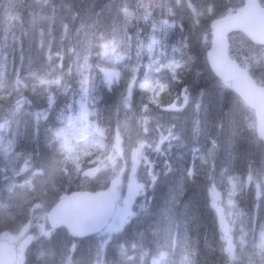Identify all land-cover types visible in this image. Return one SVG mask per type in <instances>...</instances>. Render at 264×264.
<instances>
[{"label": "rangeland", "instance_id": "374dc122", "mask_svg": "<svg viewBox=\"0 0 264 264\" xmlns=\"http://www.w3.org/2000/svg\"><path fill=\"white\" fill-rule=\"evenodd\" d=\"M26 1L41 6L37 4L41 0ZM168 1L178 21L198 27L206 42L202 19L208 13L214 17L221 12L210 9L207 0ZM95 2H75L79 21L71 30L72 37L67 38L64 31L66 37L61 38L71 46H62L50 58L57 57L54 66L40 57L44 51L49 60L43 42L47 32L31 15L26 32L21 20L11 33L10 41L24 50L14 74L3 81L5 71L0 69V236L17 243L18 264L25 258L27 264H55L60 259L69 261L73 255L83 258L78 254L85 257L89 250L99 264L113 260L120 264H196V252L187 237L188 220L194 218L185 209L176 213V195L168 197L171 205L164 208L167 212L172 208L168 217L159 215L152 223L157 238L150 245L136 244L128 233L129 242L118 241V234L150 209V199L145 196L158 179L176 176L181 183L184 176L204 171L211 183L208 195L215 228L207 242L210 254L222 251L232 264H264V152L258 150L260 144L250 131H241L242 112L235 104L227 106V99L219 96L224 86L213 83L195 93L181 87V72L196 68L193 50L183 53V58L176 45L165 46L152 57V49L159 46L153 43L154 36L145 39L144 55L134 51L139 41L131 42L125 30L124 36L96 34L91 20ZM15 4L8 0L7 10L0 13L4 41L12 29L14 14L10 10ZM3 6L5 0H0V10ZM73 14L69 18L74 19ZM245 45L235 44L233 56L244 65L258 64L264 70V47ZM67 54L70 57L65 62ZM2 55L0 46V60ZM33 57L39 66L34 65ZM46 64L49 66L43 68ZM61 72L73 79L80 97L92 93L90 78L107 88L115 81L120 85L116 124L107 141L96 138L72 116L58 119L52 128L53 97L64 86L57 75ZM86 103L82 98L81 117L86 114ZM171 104L175 110L168 109ZM222 117L226 123L220 124ZM251 145L255 155H250ZM134 179L145 183L135 204L138 209L122 203L125 187ZM110 186L119 202L103 233L74 241L64 231H50L44 212L48 203L71 189ZM70 243L77 245L74 254L67 251ZM100 244L102 250H98ZM108 248L116 249L108 253Z\"/></svg>", "mask_w": 264, "mask_h": 264}, {"label": "water", "instance_id": "95a60500", "mask_svg": "<svg viewBox=\"0 0 264 264\" xmlns=\"http://www.w3.org/2000/svg\"><path fill=\"white\" fill-rule=\"evenodd\" d=\"M264 10L258 8L256 0L233 17L212 22V48L207 52L213 71L224 81H232V88L255 109L258 118L257 133L264 141V88H260L231 61L225 34L232 29L245 31L256 42L264 43L261 33ZM141 184L131 183L127 189L128 202L136 197ZM108 191L72 192L60 200L48 213L51 226L65 225L72 234H88L105 226L113 211V200ZM14 252L11 247L0 243V264H13Z\"/></svg>", "mask_w": 264, "mask_h": 264}, {"label": "trees", "instance_id": "16d2710c", "mask_svg": "<svg viewBox=\"0 0 264 264\" xmlns=\"http://www.w3.org/2000/svg\"><path fill=\"white\" fill-rule=\"evenodd\" d=\"M34 1V0H33ZM75 2L77 0H46L38 1L37 4H41L40 11H37L39 18L41 19L40 26L44 28L46 33V38L43 40L47 49L58 53L62 46L70 47L71 43L69 40L64 42L61 40L62 37H66L64 31L67 32L70 37L71 30L74 28V25L77 20L78 7ZM47 3V4H46ZM35 5V4H34ZM116 5L107 1L97 0L96 9L93 13V20H95V26L98 29H105L108 27L115 26L121 23V16L116 12ZM1 11V10H0ZM74 13L73 24H69V15ZM26 14L22 12L21 16ZM22 18V17H20ZM23 21H26V18H22ZM70 20V19H69ZM71 21V20H70ZM1 23V18H0ZM16 24V23H15ZM16 29V27L14 28ZM25 30V29H23ZM51 36L50 38H47ZM189 50H193V54L197 57V62L200 67L204 65V57L202 54H199V47L201 43H185L184 44ZM67 59L70 57V54L66 55ZM197 68L187 72V81L190 86V90H198V88L203 87L207 81L209 75L208 71L203 73H197ZM104 87H98L95 91L99 95V119L97 124L102 126L103 133L105 136L109 135L112 131V127L115 123V108L116 100L118 98V90L115 87H112L111 91H107ZM67 94H64L57 98L55 104V111L59 114H62L67 109L73 107V99L71 94V89L67 90ZM252 152L250 155H253L255 152L254 148L251 146ZM254 156H251V161H253ZM209 179L204 173L192 177H186L183 182L180 184L177 179L168 180L166 177H162L156 181L153 188L149 192L151 194V199H168L169 195H176L177 199H209L208 197V187ZM192 205L193 211L199 213V220L195 223V227L198 225L201 227V233L197 235L196 242L200 250V263L201 264H220L221 260L218 259V256L215 254H210L208 250L204 247L205 234L207 232V227L209 225V219L203 215L201 212H198L196 206ZM140 227V230L146 229L145 225H137ZM131 229V226L129 230ZM133 232L135 229L133 228Z\"/></svg>", "mask_w": 264, "mask_h": 264}, {"label": "clouds", "instance_id": "9594fccd", "mask_svg": "<svg viewBox=\"0 0 264 264\" xmlns=\"http://www.w3.org/2000/svg\"><path fill=\"white\" fill-rule=\"evenodd\" d=\"M240 211H241V215H243V209H241ZM76 248H77V245L75 243H70V247H67V251L74 254L76 251ZM102 248H103V244H100L98 246V250H102ZM22 264H27L26 258L22 262ZM55 264H99V262L93 258L91 250H89V253L83 258H77L75 257V255H73L69 261H64L63 259H60L56 261ZM109 264H120V262L119 260H113V261H110Z\"/></svg>", "mask_w": 264, "mask_h": 264}, {"label": "bare ground", "instance_id": "6f19581e", "mask_svg": "<svg viewBox=\"0 0 264 264\" xmlns=\"http://www.w3.org/2000/svg\"><path fill=\"white\" fill-rule=\"evenodd\" d=\"M120 1H118L117 3H119ZM186 241V240H185ZM188 247V246H187ZM191 248V247H190Z\"/></svg>", "mask_w": 264, "mask_h": 264}]
</instances>
